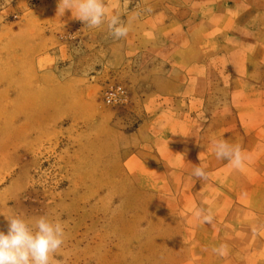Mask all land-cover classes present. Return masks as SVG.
<instances>
[{"label":"rangeland","instance_id":"374dc122","mask_svg":"<svg viewBox=\"0 0 264 264\" xmlns=\"http://www.w3.org/2000/svg\"><path fill=\"white\" fill-rule=\"evenodd\" d=\"M49 1L40 7L41 0L19 1L10 18L21 21L31 9V22L8 24L0 35V230L7 233L5 216L12 215L60 222L65 242L51 264L185 263L191 254L179 244L187 239L185 219L158 206L123 165L131 153L123 137L139 126L143 105L157 94L181 92L183 74L164 75L167 65L145 51L149 39H137L142 52L132 54L130 39L113 38L106 23L66 28L44 21L55 7ZM137 1H122L123 22L140 8ZM198 58L189 49L173 61L182 66ZM225 124L239 125V119H211L203 144ZM236 139L242 150L257 140L237 131L227 142L235 145ZM258 153L262 169L264 148ZM223 161L214 155L211 169ZM263 203L264 189L253 206Z\"/></svg>","mask_w":264,"mask_h":264},{"label":"crops","instance_id":"0c3cea01","mask_svg":"<svg viewBox=\"0 0 264 264\" xmlns=\"http://www.w3.org/2000/svg\"><path fill=\"white\" fill-rule=\"evenodd\" d=\"M19 1L7 8L0 5V35L8 24L31 22V9L21 21L10 18L20 8ZM122 1L105 0L108 14L119 15ZM54 2L44 21L66 28L80 25L71 11L60 16L58 0ZM137 3L140 8L124 17L131 28L124 37L130 39L127 53L142 52L137 39H149L146 53L167 65L170 74L164 75L168 78L182 73L183 88L149 98L139 126L124 134L131 148L123 161L129 180L152 192L158 206L185 219L187 239L179 244L188 245L191 254L183 264H264V203L259 209L253 206L264 189L258 153L264 148V0ZM49 4L41 0L39 7ZM26 34L31 37V26ZM195 36H201V43L193 40L198 39ZM189 49L198 53L197 60L182 66L173 61L176 54ZM236 81L243 85L235 86ZM234 115L239 125L212 130L209 144H203L211 119ZM237 131L257 139L253 147L242 150L249 158L245 166L235 170L225 160L211 169L212 142H227L228 134ZM196 166H203L207 179L192 175ZM197 208L211 209L212 225L196 220ZM222 244L227 246L226 255L212 251Z\"/></svg>","mask_w":264,"mask_h":264},{"label":"clouds","instance_id":"9594fccd","mask_svg":"<svg viewBox=\"0 0 264 264\" xmlns=\"http://www.w3.org/2000/svg\"><path fill=\"white\" fill-rule=\"evenodd\" d=\"M71 11L75 19L88 28L107 24L109 35L115 39L126 37L129 27L119 15H109L105 0H58L57 13L62 16ZM212 151L218 159H224L229 165L240 170L245 166L248 157L239 145H230L225 140L212 142ZM192 175L198 179H207L206 171L199 166L193 169ZM197 221L212 225L214 214L211 209L197 208L194 211ZM8 222L7 233L0 230V264H51V258L65 242L64 227L60 222L40 216L29 222L18 215L5 216ZM226 245L213 248L220 256L227 254Z\"/></svg>","mask_w":264,"mask_h":264},{"label":"built area","instance_id":"2783aa9c","mask_svg":"<svg viewBox=\"0 0 264 264\" xmlns=\"http://www.w3.org/2000/svg\"><path fill=\"white\" fill-rule=\"evenodd\" d=\"M113 102H115V103H116V102H117V100H112V99H109V100H108V103H110V104H112Z\"/></svg>","mask_w":264,"mask_h":264}]
</instances>
